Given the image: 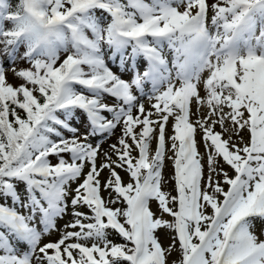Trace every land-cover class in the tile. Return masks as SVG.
<instances>
[{"label":"snow or ice","instance_id":"6c2138e0","mask_svg":"<svg viewBox=\"0 0 264 264\" xmlns=\"http://www.w3.org/2000/svg\"><path fill=\"white\" fill-rule=\"evenodd\" d=\"M0 264H264V0H0Z\"/></svg>","mask_w":264,"mask_h":264},{"label":"rangeland","instance_id":"374dc122","mask_svg":"<svg viewBox=\"0 0 264 264\" xmlns=\"http://www.w3.org/2000/svg\"><path fill=\"white\" fill-rule=\"evenodd\" d=\"M12 83H17V81H11Z\"/></svg>","mask_w":264,"mask_h":264},{"label":"trees","instance_id":"16d2710c","mask_svg":"<svg viewBox=\"0 0 264 264\" xmlns=\"http://www.w3.org/2000/svg\"><path fill=\"white\" fill-rule=\"evenodd\" d=\"M16 2V0H13V3H15Z\"/></svg>","mask_w":264,"mask_h":264}]
</instances>
